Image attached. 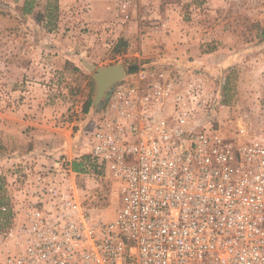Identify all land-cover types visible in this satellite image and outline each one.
Returning a JSON list of instances; mask_svg holds the SVG:
<instances>
[{
	"label": "built area",
	"instance_id": "obj_1",
	"mask_svg": "<svg viewBox=\"0 0 264 264\" xmlns=\"http://www.w3.org/2000/svg\"><path fill=\"white\" fill-rule=\"evenodd\" d=\"M169 72L127 74L87 132L113 217L81 199L79 180L98 175L64 157L20 162L0 264H264V128L242 140L202 123L201 84Z\"/></svg>",
	"mask_w": 264,
	"mask_h": 264
},
{
	"label": "rangeland",
	"instance_id": "obj_2",
	"mask_svg": "<svg viewBox=\"0 0 264 264\" xmlns=\"http://www.w3.org/2000/svg\"><path fill=\"white\" fill-rule=\"evenodd\" d=\"M0 0V201L10 203L18 164L87 156L94 116L93 71L122 63L165 67L201 84L199 120L226 136L250 139L264 128V0ZM57 4L54 28L39 13ZM126 43L117 49L118 44ZM153 57H140L146 49ZM133 54H137L134 56ZM91 108V107H90ZM90 112V111H89ZM93 120V121H92ZM90 123V124H89ZM94 129V128H93ZM86 206L108 219L107 174L79 180ZM8 216V218H7ZM10 215L0 214V227Z\"/></svg>",
	"mask_w": 264,
	"mask_h": 264
},
{
	"label": "trees",
	"instance_id": "obj_3",
	"mask_svg": "<svg viewBox=\"0 0 264 264\" xmlns=\"http://www.w3.org/2000/svg\"><path fill=\"white\" fill-rule=\"evenodd\" d=\"M36 0H24V4L22 7V12L24 15H30L33 13L35 6H36ZM58 9L57 4H48L46 6L45 12L39 13V17L41 18V21H44L45 27L52 29L54 28V22H55V17H56V11ZM262 35L264 38V30L262 31ZM121 46L125 47L126 43H122V41L118 44L117 49L120 48ZM136 66H132L130 68V72H134L136 70ZM92 104V99H90L87 104L85 105L84 108V113L87 115L90 111V107ZM74 169L77 172H85V173H92L95 175H98L99 177L102 176L103 174H106L105 170L103 168H100L97 166L90 155L85 156L84 160L76 161L74 164ZM4 201H0V206L4 205ZM2 215V214H1ZM9 215V214H6ZM8 218V216H7Z\"/></svg>",
	"mask_w": 264,
	"mask_h": 264
},
{
	"label": "water",
	"instance_id": "obj_4",
	"mask_svg": "<svg viewBox=\"0 0 264 264\" xmlns=\"http://www.w3.org/2000/svg\"><path fill=\"white\" fill-rule=\"evenodd\" d=\"M86 66L90 72L93 71V79L96 86L95 97L89 112V118H91L103 102L107 92L115 84L126 78V70L122 63L100 68L91 64H86Z\"/></svg>",
	"mask_w": 264,
	"mask_h": 264
},
{
	"label": "crops",
	"instance_id": "obj_5",
	"mask_svg": "<svg viewBox=\"0 0 264 264\" xmlns=\"http://www.w3.org/2000/svg\"><path fill=\"white\" fill-rule=\"evenodd\" d=\"M153 52H152V49H146V50H144V53L142 52V53H140V57L141 58H144V57H153V54H152ZM134 56H136L137 54H133Z\"/></svg>",
	"mask_w": 264,
	"mask_h": 264
}]
</instances>
